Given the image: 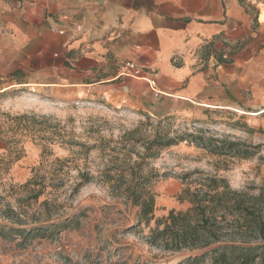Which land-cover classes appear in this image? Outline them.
Listing matches in <instances>:
<instances>
[{
    "label": "rangeland",
    "instance_id": "rangeland-1",
    "mask_svg": "<svg viewBox=\"0 0 264 264\" xmlns=\"http://www.w3.org/2000/svg\"><path fill=\"white\" fill-rule=\"evenodd\" d=\"M261 110L165 118L90 93L0 91V264H213V254L186 262L198 251L164 250L147 236L155 219L187 209L177 195L206 177L251 194L264 188ZM157 132L177 143L146 157ZM236 141L253 155L225 151ZM143 176L154 198L148 223L126 191Z\"/></svg>",
    "mask_w": 264,
    "mask_h": 264
},
{
    "label": "crops",
    "instance_id": "crops-1",
    "mask_svg": "<svg viewBox=\"0 0 264 264\" xmlns=\"http://www.w3.org/2000/svg\"><path fill=\"white\" fill-rule=\"evenodd\" d=\"M1 80L160 117L259 110L264 0H0Z\"/></svg>",
    "mask_w": 264,
    "mask_h": 264
},
{
    "label": "trees",
    "instance_id": "trees-1",
    "mask_svg": "<svg viewBox=\"0 0 264 264\" xmlns=\"http://www.w3.org/2000/svg\"><path fill=\"white\" fill-rule=\"evenodd\" d=\"M176 143L175 138L157 132L145 156L155 157L160 149ZM231 144L235 148L225 151H232L234 156L247 158L254 153L247 146L240 148L239 141ZM211 151L225 153L219 148ZM147 182L143 176L126 190L131 204L138 207V221L145 223L153 218L154 210V198L145 188ZM177 198L187 200L190 206L184 211L171 209L155 219L147 236L149 244L170 251H198L186 262L213 254V264H264V188L251 194L231 189L224 178L210 176L192 190L184 187Z\"/></svg>",
    "mask_w": 264,
    "mask_h": 264
},
{
    "label": "built area",
    "instance_id": "built-area-1",
    "mask_svg": "<svg viewBox=\"0 0 264 264\" xmlns=\"http://www.w3.org/2000/svg\"><path fill=\"white\" fill-rule=\"evenodd\" d=\"M80 27L77 26V29H79ZM63 31L60 30V33H62ZM120 74L121 75H140L142 74V70L136 66L133 62H125L122 64L121 66V70H120ZM151 84H154V82H151ZM262 112H264V108H262L261 110Z\"/></svg>",
    "mask_w": 264,
    "mask_h": 264
}]
</instances>
